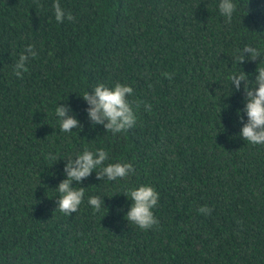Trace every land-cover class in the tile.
Returning a JSON list of instances; mask_svg holds the SVG:
<instances>
[{"label":"trees","instance_id":"obj_1","mask_svg":"<svg viewBox=\"0 0 264 264\" xmlns=\"http://www.w3.org/2000/svg\"><path fill=\"white\" fill-rule=\"evenodd\" d=\"M55 2L0 0V264H264V144L240 135L245 82L237 91L228 79L244 71L255 87L264 0H233L231 23L220 0H59L75 17L63 23ZM31 44L38 56L21 79L14 64ZM246 45L261 57L240 64ZM99 83L129 85L143 102L126 133L90 121L82 95ZM60 104L81 128L61 131ZM85 147L135 173L99 180L98 167L73 182L85 196L69 216L56 188ZM140 185L159 193L149 230L126 219L124 194Z\"/></svg>","mask_w":264,"mask_h":264},{"label":"clouds","instance_id":"obj_2","mask_svg":"<svg viewBox=\"0 0 264 264\" xmlns=\"http://www.w3.org/2000/svg\"><path fill=\"white\" fill-rule=\"evenodd\" d=\"M236 7L233 0H220L219 11L227 18L228 23H231ZM53 9L58 23H63L65 18L68 21L75 20L71 12L66 13L61 7L59 0H56ZM237 53L238 55L235 59L240 64L245 61L246 53H250L247 58L253 61L261 57V51L250 45H246L242 50L237 49ZM37 56L35 45H27L14 64V75L22 79L23 74L29 71L27 62L30 58H36ZM256 72L258 75L255 79V87H249L248 74L244 71L239 74L233 73L228 77L237 91L241 88V82H245L243 87L246 93V106L243 111L246 112L248 119L246 123H243V117L241 116L243 127L240 135L245 141L253 145L264 144V66L260 64ZM163 76L169 80L173 78V75L169 72L163 73ZM133 92L134 90L131 86L121 83H116L114 87L99 83L94 86L92 92H84L82 98L88 104L86 112L90 121L94 125H103L107 132H112L113 134L126 133L137 122V115L133 105L138 110L141 103H143L128 99ZM145 110L151 112V104H146ZM71 111L70 106L67 104H60L55 109V115L59 118L62 132H71L74 128L82 127L80 121L70 114ZM46 159L56 160L57 156L48 153ZM66 160L67 164L64 169L66 178L56 188L60 194L56 202L58 205L57 209L69 216L79 210V206L85 196V187H74L73 182H77L78 185L82 184L98 167L100 171H96V174L99 180L107 178L115 181L127 177L130 173H135L133 164L129 162L108 163L104 166L105 162L109 160V154L104 149L92 151L85 147L82 154H77L74 159L69 158ZM124 195L132 201L131 207L126 214V219L130 224H134L142 230H149L159 226L160 221L153 212L159 202V193L153 186L140 185L129 189ZM88 203L96 212L100 211L102 206H105L104 199L99 196L89 197ZM198 211L203 215H211L213 209L203 205Z\"/></svg>","mask_w":264,"mask_h":264}]
</instances>
